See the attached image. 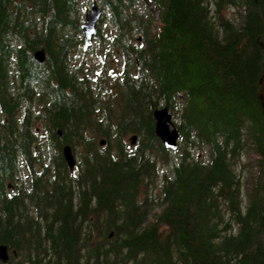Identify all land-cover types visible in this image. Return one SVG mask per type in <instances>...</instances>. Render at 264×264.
I'll return each mask as SVG.
<instances>
[{"label": "trees", "instance_id": "16d2710c", "mask_svg": "<svg viewBox=\"0 0 264 264\" xmlns=\"http://www.w3.org/2000/svg\"><path fill=\"white\" fill-rule=\"evenodd\" d=\"M141 5L0 0L4 264L263 263L264 0ZM160 108L174 152L153 135ZM248 154L258 175L244 197Z\"/></svg>", "mask_w": 264, "mask_h": 264}, {"label": "water", "instance_id": "95a60500", "mask_svg": "<svg viewBox=\"0 0 264 264\" xmlns=\"http://www.w3.org/2000/svg\"><path fill=\"white\" fill-rule=\"evenodd\" d=\"M88 13L84 14L82 24L80 26L81 37L83 41L84 49L86 50L91 44L92 40L96 34V25L101 17V10L98 8L95 2H92L88 7ZM32 58L37 64H42L44 62V53L39 50L33 53ZM263 99H264V87H263ZM263 115H264V105H263ZM152 119L154 122L153 135L156 140L161 144V146L170 152H173L177 148V142L179 136L175 126L172 123V114L166 108H160L152 112ZM59 136V133L57 132ZM136 137L132 136L129 139V144L131 147L135 145ZM104 142L100 141L99 146L103 147ZM62 161L69 173L75 168V159L71 153L69 147L64 146L61 149ZM262 191L264 193V177L262 182ZM262 231L264 237V205L262 207ZM13 253V252H12ZM8 250L5 245H0V262L6 263L8 260ZM264 264V261L263 263Z\"/></svg>", "mask_w": 264, "mask_h": 264}, {"label": "rangeland", "instance_id": "374dc122", "mask_svg": "<svg viewBox=\"0 0 264 264\" xmlns=\"http://www.w3.org/2000/svg\"><path fill=\"white\" fill-rule=\"evenodd\" d=\"M155 1L156 0H142V5L140 7V11L141 12H145V13H147V12L150 13L152 8H153V2H155ZM91 3H89L87 5V11L84 12L83 14H86V13L89 12L88 11V7L90 6ZM97 6H98V4H97ZM98 8L100 9L99 6H98ZM102 31H105L104 27H103ZM91 44L94 45L95 43L92 41ZM87 62L89 63V65L91 67L94 65L93 64L94 61L92 59H90V58L87 60ZM113 62H114L113 60L109 62V65L107 66V69L108 68H112V66H110V64H112ZM96 64L99 65V64H101V62H97ZM174 121H175V119H174ZM130 137H132V136L129 135L125 139V143L128 146H129ZM73 156H74V159H75V155H73ZM254 160H255V157L253 155H251V154H248V155L242 157V163L245 166V170L243 171V175H242V181H243V184H244L243 185V196L244 197L246 196V194H248V192H249V190L251 188V185L253 184L254 180L257 178V175H258V171H257L256 167L254 166ZM75 163H76V160H75ZM75 174H76V170L73 171L72 175H75Z\"/></svg>", "mask_w": 264, "mask_h": 264}]
</instances>
